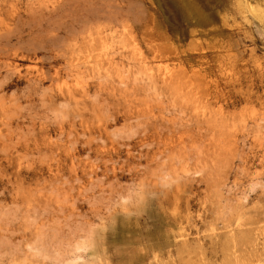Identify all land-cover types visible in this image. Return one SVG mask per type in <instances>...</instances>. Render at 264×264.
I'll list each match as a JSON object with an SVG mask.
<instances>
[{"label":"rangeland","instance_id":"rangeland-1","mask_svg":"<svg viewBox=\"0 0 264 264\" xmlns=\"http://www.w3.org/2000/svg\"><path fill=\"white\" fill-rule=\"evenodd\" d=\"M0 5V264H264V0Z\"/></svg>","mask_w":264,"mask_h":264},{"label":"bare ground","instance_id":"bare-ground-1","mask_svg":"<svg viewBox=\"0 0 264 264\" xmlns=\"http://www.w3.org/2000/svg\"><path fill=\"white\" fill-rule=\"evenodd\" d=\"M1 6V5H0ZM17 14V13H16ZM0 17H1V15H0ZM3 21V20H2ZM1 20H0V24H1V22H2ZM5 25V24H4ZM3 29V27H2V25H0V54L1 55H4V53H5V48H4V46L3 45H5V41H4V37H5V34H4V31L2 30ZM7 42V41H6ZM12 43V42H11ZM8 44V43H7ZM6 44V45H7ZM8 48V47H7ZM10 48H12V47H9V50H11ZM13 49V48H12ZM18 50V49H17ZM16 50V48H14L12 51L14 52V54H15V51H17ZM9 52V51H8ZM4 58V57H3ZM1 59V58H0ZM5 59V58H4ZM3 59V60H4ZM6 60H8V59H6ZM5 60V61H6ZM9 61V60H8ZM4 63V62H3ZM7 64L8 63H6V66H7ZM5 65V64H4ZM11 67V66H10ZM59 71V70H58ZM41 72V71H40ZM43 72H45L44 70H43ZM51 73V72H50ZM59 73V72H58ZM58 73H57V77H58ZM44 74V73H43ZM54 75L53 76H55V73H53ZM38 76V75H37ZM46 76V75H45ZM41 77V76H40ZM44 77V76H43ZM57 77H55V78H57ZM48 78H49V76H48ZM52 78V77H51ZM45 79V78H44ZM50 80V79H49ZM55 80V79H54ZM53 81V80H52ZM52 84H53V82H52ZM59 87V86H58ZM68 88V87H67ZM61 89V88H60ZM67 91V90H66ZM67 92H69V90L67 91ZM71 92V91H70ZM3 110V109H2Z\"/></svg>","mask_w":264,"mask_h":264}]
</instances>
